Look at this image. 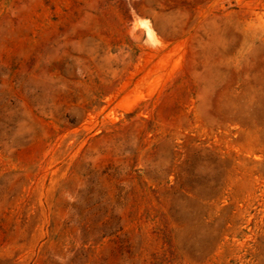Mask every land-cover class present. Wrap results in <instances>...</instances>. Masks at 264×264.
Returning a JSON list of instances; mask_svg holds the SVG:
<instances>
[{"label":"rangeland","instance_id":"374dc122","mask_svg":"<svg viewBox=\"0 0 264 264\" xmlns=\"http://www.w3.org/2000/svg\"><path fill=\"white\" fill-rule=\"evenodd\" d=\"M0 264H264V0H0Z\"/></svg>","mask_w":264,"mask_h":264}]
</instances>
